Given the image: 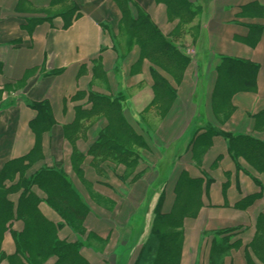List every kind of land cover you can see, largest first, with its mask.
Masks as SVG:
<instances>
[{"label": "crops", "instance_id": "1", "mask_svg": "<svg viewBox=\"0 0 264 264\" xmlns=\"http://www.w3.org/2000/svg\"><path fill=\"white\" fill-rule=\"evenodd\" d=\"M130 1L133 17L141 9L190 54L186 66L170 71L143 58L115 0H0V193L15 210L34 173L66 175L87 208L80 225L28 189L56 238L80 244L87 264H134L156 208L176 207L186 208L179 264H264V172L232 156L224 136L203 134L212 127L264 143V0H186L188 23L162 1ZM225 57L256 65L255 83L217 108ZM155 75L168 82L169 102H154ZM98 97L119 100L125 135L112 136L104 113L93 112ZM42 102L51 115L44 130L32 107ZM104 132L132 153L98 147ZM24 220L0 219V264H21L15 240Z\"/></svg>", "mask_w": 264, "mask_h": 264}, {"label": "trees", "instance_id": "2", "mask_svg": "<svg viewBox=\"0 0 264 264\" xmlns=\"http://www.w3.org/2000/svg\"><path fill=\"white\" fill-rule=\"evenodd\" d=\"M169 8L170 12L178 16L182 23L192 20L194 14L190 13L191 5L184 0H159ZM122 12V22L125 25L127 35L140 47L142 57H146L161 69L171 67L182 68L188 64L190 55L177 50L166 37L156 29L148 16L136 8V15L130 13V0H115ZM134 6V5H132ZM183 9L186 13L183 14ZM182 13V14H181ZM76 9L62 14L63 26L70 24ZM75 17V16H74ZM256 65L242 60L222 58L218 64L217 81L214 88V105L223 108L229 104L231 96L236 91L248 90L253 87ZM154 102L170 101L168 82L160 75L154 76ZM93 112L104 113L112 136L118 133L126 134L128 127L124 123L121 104L118 99L98 97L94 102ZM32 107L37 110L39 118L42 119L41 130L46 129V121L50 119V111L46 103H33ZM223 115L226 114L224 111ZM218 112V113H219ZM126 127V129L124 128ZM207 137L215 134L224 136L229 140V152L234 157H242L246 162L257 170L264 172V143L245 135H230L212 127L205 129L203 133ZM114 137L108 138L107 133L99 136L98 147L102 144L106 149L119 151L120 154L132 153L123 142ZM104 142V143H103ZM209 141L204 145H208ZM31 185L37 186L45 194V202L54 209L66 224L73 227L80 225L86 214L87 208L81 202L76 191L72 188L66 175L54 169H42L34 173L29 181L23 183L25 192L21 194L18 206L12 209L10 202L6 199L4 192L0 193V219L16 214L24 215L25 225L23 233L15 240L17 256L21 264H41L50 255L57 257L56 264H87L78 253L80 244L67 243L55 236L54 226L45 220L37 209L38 198L28 189ZM24 204V205H23ZM185 204V203H183ZM186 211L185 207H176L168 214L158 212L154 215L153 225L148 238L142 244L134 264H179L181 251V216ZM167 242V243H166Z\"/></svg>", "mask_w": 264, "mask_h": 264}, {"label": "rangeland", "instance_id": "3", "mask_svg": "<svg viewBox=\"0 0 264 264\" xmlns=\"http://www.w3.org/2000/svg\"><path fill=\"white\" fill-rule=\"evenodd\" d=\"M167 243V242H166Z\"/></svg>", "mask_w": 264, "mask_h": 264}]
</instances>
